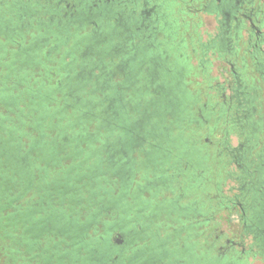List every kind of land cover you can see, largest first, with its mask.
<instances>
[{
  "label": "flooded vegetation",
  "instance_id": "flooded-vegetation-1",
  "mask_svg": "<svg viewBox=\"0 0 264 264\" xmlns=\"http://www.w3.org/2000/svg\"><path fill=\"white\" fill-rule=\"evenodd\" d=\"M3 4L5 6H2ZM17 7L21 8L22 12L17 13ZM183 12L190 15L193 20H197L200 16H209L207 23L215 25V32L210 35L207 41L201 43L204 55L202 61L205 63L206 55L211 52L229 66L228 70L225 66L220 67L221 74L226 77L225 83L232 90L229 102L231 103L230 108L233 110L231 111L232 117H230L233 124L230 125L228 131L230 132L234 125L239 128V133L238 131L237 133L241 138L243 133L245 134L238 146L230 147L225 144L224 155L229 156V159L239 167L244 182L241 186L243 190L240 197L234 196V204L228 203L224 211L227 212L230 223L233 212L240 215L239 224L243 228L241 239L244 240L246 235L251 238L249 247L243 245L245 249L253 250L257 246L264 248V0H0V18H5L3 22H7V28L11 29L13 33H18V28L25 31V28L28 27L27 30L35 31V27H38L39 35L33 33L29 36V50L36 47L38 44L36 41H46L50 38L51 30L49 29L53 25L57 24L66 28L76 24V29H83L81 38L87 41L85 51L87 50L92 55L90 60L84 58L78 63L80 71L82 73L86 71L87 67H84L86 64H89L94 70L100 68V71H94L98 74L97 81H99L100 75L102 76L105 72L108 75L124 71V81L117 84L122 88H127L128 91L133 89L137 92L141 91L140 99H135L132 95L120 94V99L122 100V97L125 99V105L134 104L133 107H136L135 105L139 104L141 108L137 121L133 124L130 123V127L128 126L129 136L120 135L118 139L113 136L109 138L108 151L110 153L104 155L103 159L111 164L110 162H113L112 159L115 158L109 155L114 151L121 155L123 147L126 149L127 145V154H122L123 161L119 164L120 168L124 169L127 190L126 193L122 192V195L120 188L115 190L117 192L114 190L112 192L118 196L121 195V198H124L125 195L126 199L125 220L123 221L125 226L123 229L117 230L115 238L113 237L115 246L122 248L124 257L120 258L119 254L115 258L109 256L105 260L103 257L102 264H120L125 261L126 257L128 262L124 264L212 263L209 256L212 245L199 252L198 242L188 240L187 236L182 243L175 241L172 244L173 247L171 245L167 248V241L163 239L161 241L166 242L162 246L163 248L150 252V255L155 254L154 258H143L147 249L142 250L136 239L142 237L139 236L141 233L146 235L148 227L133 225L131 219L127 218V215H130V210L137 203L136 201L143 209L148 208L152 202L153 194L163 186L169 189L168 186L170 187L171 182L176 180L180 173L178 170L176 173L161 170L159 175L144 184L142 179L132 180L131 178L138 170L140 164L138 160L141 162L148 159L155 167L165 159L177 161L183 155L192 154L197 155V161H202L204 168L208 169L209 167V151L195 145L183 151L176 146L185 140L182 136L181 126L184 121H189L194 102V96L187 87L186 80L191 76L194 68L190 55L183 50L185 47L183 41H177L175 38L179 15L184 17ZM15 16H18V19H15ZM42 26H46V29H42ZM191 45H194L193 42ZM21 47L22 45H20ZM95 57L96 59H94ZM229 70L230 74L227 77L226 71ZM106 85L108 88L114 85L112 77H109ZM110 99L109 117L112 125V119L122 116V113L121 108L117 107L115 103L119 97L111 96ZM128 118L129 115L125 120L127 121ZM3 124L0 123V127ZM41 128H38L37 136L41 132L44 133ZM121 144L122 146H120ZM140 147L141 154L137 156L135 152ZM44 150L45 148L34 150L36 154L31 156L32 162H39L42 157L40 151L47 153ZM222 165L224 166V164ZM231 170L227 168L226 173L231 176L235 175ZM186 172L188 171L184 170V174ZM117 180L118 175L110 178L112 185ZM62 181L64 182V180ZM33 183L34 181H32ZM152 186L156 187L150 191ZM40 187L38 185V197L30 200L33 201L31 204L35 210L39 211L37 208L44 211L53 210L54 213L51 217L54 218V221L59 216L62 219L63 217L58 211L65 210L64 196L58 193H56V197L51 193H48V196L45 192L51 188H44V185L43 190ZM80 189L81 187L78 188V191ZM173 192L175 190L171 195L166 194L165 199L158 203L155 215L176 212L189 215V211L194 214L196 210L202 208V203L192 206L189 203L181 202L180 198L183 194L181 193L180 198H177ZM146 193L148 194L143 197ZM42 196L47 197L46 201L48 200V202H44V204L43 201L38 202ZM168 196L172 199L169 200ZM76 197L83 199L82 195ZM77 202L74 204L79 205ZM49 203L52 206H49ZM140 209L138 207L136 211L140 212ZM97 210L98 208L93 212ZM98 215L93 217L86 226H91L96 222ZM84 218L85 216L81 215L80 220L84 222ZM200 222L191 221L174 227L176 239L183 233L193 236L192 228L195 224L199 226ZM71 243L73 242L65 244L54 242L52 254L47 257L48 259L44 263L72 264L73 258L65 252L72 249L75 251L79 248L74 247L76 243ZM229 243L233 245L238 241L231 238ZM99 245L101 246V244ZM105 246L107 245L105 244ZM136 247H138L137 250H135ZM110 248L113 247L110 246ZM236 252L234 251V253ZM106 253L112 255L110 250ZM234 253L229 256V259L223 258L221 253L220 256L215 257L212 264H241V259L237 255L234 257ZM78 254L80 256L81 251ZM169 255L174 256V259H170ZM79 263L77 262V264Z\"/></svg>",
  "mask_w": 264,
  "mask_h": 264
},
{
  "label": "rangeland",
  "instance_id": "rangeland-1",
  "mask_svg": "<svg viewBox=\"0 0 264 264\" xmlns=\"http://www.w3.org/2000/svg\"><path fill=\"white\" fill-rule=\"evenodd\" d=\"M16 11L19 13L22 12V9L17 7ZM182 14L184 17L179 15L175 38L177 41H183L185 45L183 50L190 55L194 68L191 76L186 79L187 87L191 91L192 96H194V102L191 107L189 121H184L181 126L182 136L185 140L176 146L183 151L188 150L192 145L209 151V167L208 169L204 168L202 161H197V155L192 154L188 156L183 155L177 161L165 159L155 167L148 159L140 162L143 171L137 178H141L142 183L145 184L151 181L154 176L159 175L161 170L168 171L169 173H176L178 170L180 173L177 179L172 182L175 186L176 195L180 196L182 193V200L192 206L202 203V208L196 210L194 214L191 213L192 211H189V215L182 212L155 215L156 211L150 208V206L146 208L143 216L148 219L153 217L150 223L151 226L148 227L151 235H147L149 233L147 231L146 241L148 245L151 243L152 232L154 230L159 231V236L162 238L167 231L173 230L176 226L191 221H201L195 231L196 235L192 236L183 233L178 236L176 241L182 243L188 237V240L198 242L199 252L212 245L211 255H209L212 263L215 257L220 256L221 253L223 258L229 259V256L234 251H237L233 256L237 255L241 259V264H264L263 247L257 246L253 250L243 247V245L249 247L251 238L246 235L244 240L241 239L243 228L239 224L240 215L233 212L230 217L232 219L230 223L227 218V212L224 211L228 203L233 205L234 198L236 196L240 197L243 190L241 186L244 182L239 167H237L233 160L229 159V156L224 155L225 144L230 147H236L244 139L243 136L245 135L243 133L241 138L238 135L239 128L234 125V127L232 126L233 129L230 132L228 131L230 125L233 124L230 119L232 117L231 111L233 110L230 108L231 103L229 102V95L232 93V90L225 83L226 77L221 74L220 67L225 66L228 70L229 66L216 58L215 54L211 52H208L206 55L207 61L205 63L202 61L204 55L201 43L207 41L210 35L215 32V25L207 23V18L210 17L200 16L197 20H193L190 15L184 12ZM197 21L201 23L198 24ZM35 34L39 35L38 32ZM191 42H193V46ZM71 45L72 43H69L61 51L50 47L47 48L41 54L45 65L41 63L32 65L21 64L18 59L19 54H17V61L14 62L12 69L8 64L12 55L9 52L5 55L4 60L0 62V74L6 80L5 82L2 81L0 85V91L2 92L0 94V123L6 124L8 122L17 127V129L30 130L32 136L35 137L38 135L37 129L43 126L41 121L43 120L45 121V129L49 131L51 122V119L47 118L49 114L45 115L46 120H39L41 114L39 110L40 105L48 100L50 95L47 96V94L51 93V97L55 100L47 101L49 106H47L48 108L43 107V110H54L59 105L63 108L62 104L64 102L61 99V92L55 89L62 86L61 83L64 78L62 76H70L72 70L76 67H72L70 62L78 61V56L84 58L89 54L87 50L85 51L86 48L84 49V47H80L75 52L72 50ZM193 48H195V51H193ZM216 54L219 55L218 53ZM226 72L228 77L230 70ZM45 73L59 76L61 83L55 86V83L50 84L45 81ZM25 77H29L30 80L28 82L27 80L25 81ZM36 90L37 94L33 95L32 103H30L29 95L32 91L35 92ZM90 92V85L82 87L83 98L88 97ZM223 94H225V97H223ZM40 95H45V97H39ZM9 101L10 105H8ZM225 102L227 103L225 104ZM54 112L55 110L51 112L53 113L52 116H54ZM68 115L67 118L62 116L55 119V125L59 124L60 128L65 127L67 129V123L70 121L74 122L76 117H78L74 112H70ZM71 122L68 125H71ZM83 129L87 131L89 128L85 125ZM91 129L95 130V127L92 126ZM219 162L224 164V166ZM227 168L232 169L231 171L235 175L231 176L227 174ZM184 170L188 172L184 174ZM101 184L102 186L109 187L112 191H115L118 187V183L112 185L105 180L101 181ZM94 188L96 193L91 195V199L89 200L90 193L88 188H81L80 195L83 196V201L79 202L78 210H80L82 216L97 209L99 196L104 192V189L100 185ZM114 207L116 206H113V209L107 210V214L103 209L100 211L97 221L94 222L98 224L99 228H105L108 223L116 221L119 216L121 217L122 209ZM144 222L146 223V221ZM7 230L0 231V264H45L44 261L52 254L51 250L54 247L52 236L42 237L39 245H36L37 241L34 247H30L27 242H23L24 240L19 241L18 238H16L17 240H11ZM231 238L237 239L238 243L231 245L229 243V239ZM121 241L119 242L120 244L122 243ZM112 256L116 257L117 254L114 253Z\"/></svg>",
  "mask_w": 264,
  "mask_h": 264
},
{
  "label": "trees",
  "instance_id": "trees-1",
  "mask_svg": "<svg viewBox=\"0 0 264 264\" xmlns=\"http://www.w3.org/2000/svg\"><path fill=\"white\" fill-rule=\"evenodd\" d=\"M2 6H5V4H3ZM3 19L5 18H0V62H2L5 58V55L9 52L11 53V60L8 62V64L11 66V68L13 69V64L14 62L17 61V54H19V62L21 64H25V65H32L35 63H41L42 65L44 64L42 61V53H44V51H46L47 48H52L54 50H58L61 51L62 49L66 48L69 43H72V50H74L76 52L77 49H79L80 47L84 49L86 48V39H82L81 38V33L83 32V29L79 30L76 29V24L71 25L70 27H62L59 26L57 24L53 25L49 30H51V35L50 38L46 39V41H36L38 44L36 45L35 48L29 50V36L33 33L38 32V27H35V31H33L32 29L27 30L28 27L25 28V31H21L19 28L17 29L18 33H13L11 29L7 28V22H3ZM15 19H18V16H15ZM90 28V27H89ZM42 29H46V26H42ZM43 31V30H40ZM35 42V43H36ZM20 45H22V47L20 48ZM28 52H30L31 54H29ZM87 60H90L92 58L91 54H88L87 57H84ZM82 56H78V61H72L70 62L72 67H75L72 70V73L70 74V77L67 78L66 75H63V82L61 83L59 80V76H55L52 75L51 73H45L46 78L45 81L49 82L50 84H54L55 86L58 85L59 83L62 84V86L57 87L55 90L60 91L61 92V99L64 102L63 108H65L64 110L62 106L59 105V107H57L54 112V116H52L54 110H48L45 111L43 110L45 108H48L47 106H49L48 102L50 101H54L55 99H53L51 96L52 94L48 93L47 96L50 95V97L48 98V102H43L42 105H40V116H39V120L40 119H45V115H48V119H51L50 125H49V131L48 129H45V121L41 120L43 123L42 126V130L45 133L46 137L49 138L48 141V145H52V149L54 150L56 148L57 153V158L54 159L50 165H46V163H35L37 166H41L42 167H46V170H43L41 173H39V170L36 168H34V175L32 177V181H34V183L29 187V189L22 195H18V192H16L15 188V184H13L14 182V178L16 179L19 175V173H15L14 175L12 174V170H7L6 169V165L9 164L8 162H4V155L1 154L0 152V174H2V177H0V181H1V186L0 187V202H1V206H0V231H4L5 229L8 232V236L10 237L11 240H15L16 238L19 239V241L24 240V243H28V245L30 247H34L35 246V242L38 241V243H40L39 241L42 239V237H46V236H52V240L55 243H59V244H65L66 242H72L76 243L74 244L75 246L81 245L82 247L79 248L78 250L72 251V250H68L65 252L67 255H69L70 257H72L73 261H71L72 264H77V262L79 264H83L84 261L87 262V264H102L103 262L101 261L102 258V253L104 252L103 248L106 247L105 244L107 245L108 248L113 247L112 249L115 250V254H119L120 258L124 257V253H122V248L121 247H116L115 246V241L113 239L115 232L119 229H123L122 227V222L125 220V216H124V208H125V195L124 198L119 199V202L116 205H112V206H106L103 207L101 209L105 210L104 212L107 214V210L113 209V206L119 207L122 209V213H121V220L119 222L118 225H116L115 228H113L112 230H107L105 228H99L97 223H93L91 226H86L85 227V231H80L79 228L76 229V232L74 233V236L71 237L69 236L70 233H73V227H70V225H68L67 220L70 218L71 215H73V217L75 218V220L78 223H83L80 218H81V214L80 210H78L79 205L74 204L75 198H71V195L73 196H78L80 195V191L81 189L78 191V185L76 184L75 187H72V185L74 184V181H76L78 178H74L69 182H66L68 187H66L63 183L62 185H60L61 187L63 186V188H58L57 192L60 195L64 196L63 199V204H64V211H58L59 214L64 215L65 217L61 219V217L59 216L58 219L55 221V223L52 222H47V211H44L41 208H37L38 210H35L34 206L31 204L33 201H30L33 198H37V190L38 189V185L40 186V184H44L46 186L49 185V183L51 181H53L52 179H54L55 175H57V173H59L62 168H66L68 166L69 163L72 164H78V169L79 170H83L85 168V166L90 165V163H92L94 161V159L97 157V155L99 154H104V155H108L110 152L108 151L109 148V143H110V139L112 136L116 137L117 139L119 138L120 135L122 136H129L128 135V126L130 127V123L133 124L135 121H137L138 119V113H139V109L141 108V105L136 104V107H133V105H129L126 104L125 105V99L124 97H122V100L120 99L122 95L128 94V95H132L133 97H135V99H140V97L142 96L141 91L137 92V90L133 89V90H127V88H122V86H120L119 84H117L120 81H124L123 78L125 76L124 71H118L116 72V74H108L105 72L102 74V76L100 75L99 77V81H98V85L99 88L96 92L91 91L88 97H85L83 99H80L79 101H77V97H75V93H73V95L66 93L68 91V88L71 86V81L75 82V84H79L81 87H84L86 85H90L89 83V75L86 74V78L82 79L81 76L79 77V79H76V77H74L73 75L78 74V71H80V66L78 65V63H80L82 61V59H84ZM96 59V57L94 58ZM107 60H109L108 58H106ZM80 61V62H79ZM45 65V64H44ZM100 71V68H96L95 72ZM10 76V75H9ZM109 77H112V83H114V85L111 88H108L106 85V81H108ZM25 81L27 80V82L30 80L29 77H25ZM7 79V78H6ZM5 82V78L3 76H1L0 74V85L1 83ZM1 90V88H0ZM28 91V90H26ZM33 92V93H32ZM31 94L29 95V102L32 103V98L34 97L33 95L37 94V90L34 92L32 91ZM2 92L0 91V94ZM151 94V93H150ZM45 97V95H40L39 97ZM111 96H117L119 97V99L115 102L117 107L119 106L120 111L122 113V116L119 115V113L117 112V114L120 117H116L115 119H112V125L110 123V117L109 114L111 112V110L109 109V105L111 102L110 97ZM99 99H101L103 104L97 105L95 107V102H97ZM7 101V100H6ZM8 102V101H7ZM47 103V105H46ZM10 105V101L9 104ZM50 108V107H49ZM136 108V109H135ZM70 112H74L77 114V116H80V120L77 119L74 122H71V125H66L67 127V133L69 134V132H74V134L79 135V133H82V136L79 137H74V139H71L72 141L69 143V147L74 148L73 150H71V153L67 156H65L64 158L62 157V159H60V156H63V152L64 149L62 147V144L66 142V140L64 138L59 137L57 140H54V143H51L53 136H55L57 130L60 128L59 124L55 125V119L60 118L62 116H65L66 118L69 116L68 114ZM82 113V114H81ZM128 120L126 121L125 118L128 117ZM70 119V118H68ZM133 121V122H132ZM97 123H101L103 124L102 128L100 129V133H94L96 130L91 129L92 126L95 127V125ZM88 126V130L84 131L85 129L84 126ZM64 128V127H63ZM38 130V129H37ZM110 133H113L112 135ZM75 135V136H76ZM3 137H7L9 139V141L11 143H13L14 146H21L24 145V143L27 142L28 139H31L32 137V133L30 132V130L26 131V130H22L21 128L17 129V127H14L13 124L11 123H6L1 125L0 127V141L3 139ZM2 138V139H1ZM8 140H5V143H7ZM78 144V145H77ZM55 146V147H53ZM122 146V144L120 145ZM47 147V145H46ZM127 149V145L125 146ZM97 148H101V152L99 151V153H95V151H97ZM124 149L123 147V152L122 154L126 155L127 154V150ZM140 148L136 149V155L139 156L141 154L140 152ZM94 150V151H92ZM0 151H1V147H0ZM74 152V153H72ZM87 152H91V155L87 158L86 157V153ZM109 152V153H108ZM121 154V155H122ZM48 156L50 157V154H48ZM72 156H78L74 161H71V157ZM138 158V157H137ZM106 159V157H105ZM109 160V159H107ZM106 160V161H107ZM104 163L107 164V162L104 161ZM138 163L139 160H138ZM143 171L142 167H141V163L139 164L138 170L136 171V173L131 177L132 180L135 179H139L137 178L141 172ZM40 175V176H39ZM9 178V180L7 179ZM12 178V179H11ZM98 178L101 179L102 181H108L110 182V178H107L105 174H99ZM118 179H120V177L118 176ZM141 179V178H140ZM124 180H126V178L124 177ZM13 184V185H12ZM37 184V185H36ZM12 185V186H10ZM162 186V185H161ZM9 187V188H8ZM42 187V186H41ZM40 187V188H41ZM156 186H152L150 188V191H152ZM11 188V189H10ZM45 188V187H44ZM53 188V189H52ZM51 190H48V192H45L48 196V193H51V191L55 190V187H52ZM83 188V187H81ZM169 189H167L166 186H163L162 188H160V190H157L153 196H152V202L150 204V208H152L154 211H157V205L159 202H161L163 199H165V195L169 194L171 195L172 191L175 190V186L172 184L170 187L168 186ZM6 189V191H5ZM43 189V187H42ZM60 189V190H59ZM44 190V189H43ZM76 190V191H75ZM123 192L126 193L125 191L127 190L125 185L123 187ZM15 192L14 194H12V196L10 195L9 192ZM56 192V190H55ZM54 192V197L57 196V194ZM169 192V193H168ZM111 194V193H110ZM148 193H146L145 195H143V197H145ZM173 194H176V191L173 192ZM11 196L10 200L8 202H4V200H7L9 198L6 199V196ZM132 195V194H130ZM134 195V194H133ZM70 197V198H69ZM177 198H180L179 196H176ZM168 199L171 200L172 198H170L168 196ZM181 202H184V200H182V198H180ZM30 202V203H29ZM137 203L135 204L134 208L131 209L130 211V215H127V218L131 219V224L136 225V226H147L150 227V223L153 220V217L145 218L143 216V213L145 212V209H143V207L140 206V203L138 201H136ZM66 203V204H65ZM44 204V202H43ZM68 204V205H67ZM49 206H52L51 203L48 204ZM20 206V207H19ZM114 207V208H116ZM140 209V212H137L136 209ZM17 208L21 211H25V212H29L31 211L32 213V219L31 220H26V217L23 218H19V217H15L16 216V212H17ZM25 208H28L26 210H24ZM41 210V211H40ZM139 211V210H138ZM64 212V213H63ZM79 214V215H78ZM233 214V213H232ZM80 216V217H79ZM36 218H42L41 219V224L39 226H32V228H34L35 231H26V229L29 227L30 223L32 221H34ZM146 221V223L144 222ZM65 223V224H64ZM67 223V224H66ZM46 225V226H45ZM39 227V228H38ZM69 228H71V230H69ZM198 228L197 224H195V226L192 228L193 231V235H196L195 231ZM149 232V231H148ZM77 234H79V236H76ZM147 234V233H146ZM147 235H151L150 232ZM147 235L144 234H140L139 236L142 237H138L137 242L138 246L144 250L147 249L146 252H144V257H151L154 258L155 254H151L150 252L152 250H157L158 249H162L164 243L161 240L165 239L167 241V246H171L172 244H174V242L176 241V237L174 235V231L170 230L167 231L166 234L164 235V237H160L159 235V231L154 230L152 232V241L151 243L148 245L146 239H147ZM17 240V239H16ZM114 243V244H113ZM99 244H101V247H98ZM98 247V248H97ZM165 247V246H164ZM173 247V245L171 246ZM30 249V248H29ZM75 249V248H74ZM138 247L135 248V250H137ZM81 251V255L79 256V252ZM60 251V250H59ZM61 253V251H60ZM134 255L136 254L133 253ZM113 255V254H112ZM112 255H104V260ZM170 259H174V256L169 255L168 256ZM79 258V259H78ZM115 258V257H114ZM48 259V258H47ZM123 259V258H122ZM103 260V261H104ZM118 261V260H117ZM116 261V262H117ZM125 262H128V258H125L124 262H121L120 264H124ZM105 263V261H104ZM60 264H64V263H60ZM119 264V263H118Z\"/></svg>",
  "mask_w": 264,
  "mask_h": 264
},
{
  "label": "water",
  "instance_id": "water-1",
  "mask_svg": "<svg viewBox=\"0 0 264 264\" xmlns=\"http://www.w3.org/2000/svg\"><path fill=\"white\" fill-rule=\"evenodd\" d=\"M87 67L86 71L84 73H82L81 71H78V74L73 75L74 77H76V79H79V77L81 76L82 79L86 78V74L89 75V83H90V89L93 92H96L99 88V85L97 84V77L98 74H96L94 71V69L92 67H90L89 64H86ZM89 68V69H88ZM70 76H67V78H69ZM69 93L71 95H73V93H75V97H77V101H79L80 99H83V94H82V87L79 84H75V82L71 81V86L68 88V91L65 92ZM102 100L99 99L97 102H95V107L97 105L103 104L101 102ZM77 119H80V116L77 117ZM2 123V122H1ZM70 123V122H68ZM67 123V124H68ZM3 124V123H2ZM103 124L101 123H97L95 125V132L99 134L100 133V129L102 128ZM67 129L64 127H61L57 130L55 136H53V139L51 141V143H54V140H57L59 137L64 138L66 140L65 143L62 144V147L64 149L63 152V156H60V159H62V157L64 158L65 156L69 155L71 153V150H73L74 148L69 147V143L72 141L71 139H74V137H79L82 136V133H79V135L74 134V132H69V134L67 133ZM76 135V136H75ZM2 139V138H1ZM5 140H8L7 143H5ZM49 138L46 137V135L44 133H40L39 136H35L32 137L31 139H28L26 143H24V145H19V146H14L13 143H11L9 141V139L7 137H3V139L0 141V147H1V154L4 155V162H8L9 164L6 165V169L7 170H12V174L14 175L15 173H19L20 176H18L16 179L14 178V183L16 188V192H18V195H22L24 194L29 187L32 185V177L34 175V168H36V164L34 163V161L32 162L31 156L34 155V153L36 154V152H34V150H36L37 148H39V150L45 148V152L50 154V157L48 156L47 153L41 152V160L39 161V163H46V165H50L51 162L57 158V151L56 149H52V145H48V141ZM47 145V147H46ZM78 145V144H77ZM55 147V146H53ZM94 151V150H92ZM99 151L101 152V148H99L97 151H95V153H99ZM74 153V152H72ZM91 155V152H87L86 153V157L88 158ZM112 155V156H111ZM109 156L114 157L115 159L110 162L111 164H106L104 163L103 159H104V154H99L97 155V157L94 159V161L92 163H90V165L85 166V168L83 170H79L78 169V164H72L69 163L68 166L66 168H62V170L57 173V175H55L54 179H52L53 181H51L49 183L48 186L45 185V188L49 187H55L54 191H51V194L58 193L57 190L58 188H60L63 183L69 182L74 178H78L76 180V182L72 185V187H75V185L77 184L78 187H86L89 190V197L88 200L91 199V195H93L95 192V186L100 185L103 189L104 192L100 194L99 196V201H98V210L96 212H88L87 215H85V221L83 223H78L75 218L73 217V215L70 216V218L67 220L68 225H70V227H73V233H70L69 236L73 237L74 233L76 232V229L79 228L80 231H84V228L86 227V225L92 220L93 217H96L97 214L100 213V211L102 210L101 208L109 206L111 204L116 205L119 198H121L122 192H123V187L125 185V180H124V169L120 168L121 162L123 161V155H119L118 152L114 151L112 154H110ZM78 156H72L71 157V161H74ZM43 164V163H42ZM37 169L39 170V173H41L43 170H46V167H42L41 166H37ZM122 173V174H121ZM99 174H105L106 177L108 178H112L113 176H119L121 180H117L115 181V183H118V187L116 189H121V195L118 196L116 195V193H112L113 191L111 189H109V187L107 186H102L101 184V179L98 178ZM0 177H2V174H0ZM9 180V178H7ZM12 179V178H11ZM64 180V182L62 181ZM1 183V181H0ZM12 184V185H13ZM110 184H112L110 182ZM10 185V186H12ZM66 187H68L67 183L64 184ZM40 186H44V184H40ZM0 187L1 184H0ZM9 188V187H8ZM11 189V188H10ZM53 189V188H52ZM60 190V189H59ZM6 191V189H5ZM1 192V191H0ZM117 192V191H115ZM10 195L12 196V194H14L15 192H9ZM111 193V194H110ZM99 195V193H97ZM11 196H6L7 200H4V202H8L11 198ZM47 197H40L38 199V202H48V200L46 201ZM71 198H75V201L78 202H82L83 199H77V197H73L71 196ZM30 203V202H29ZM1 202H0V206H1ZM20 207V206H19ZM20 209V208H19ZM17 208V214H16V218H23L26 217V220H31L32 219V213L31 211L29 212H25L23 210H19ZM28 208H25L24 210H26ZM95 211V210H93ZM53 210L47 211V222H52L55 223L54 218H52L51 216L53 215ZM96 213V214H95ZM63 218L65 217L64 215H61ZM41 219L42 218H36L34 221H32L29 225V227L26 229V231H30L34 228H32V226H39L41 224ZM122 221L121 217L119 216L118 219H116V221L108 223L107 226L105 227V229L107 230H112L113 228L116 227V225L119 224V222ZM122 227L125 226L124 222H122ZM65 224V223H64ZM67 224V223H66ZM46 226V225H45ZM69 230H71V228H69ZM76 236H79V234H77ZM73 242V241H72ZM73 244V243H71ZM81 245L75 246V248H81ZM98 247H101L100 245ZM104 252L102 253V258L105 257L107 255L106 252H108V250H110V253L113 254L115 252L114 249L112 248H108L107 246L103 248ZM105 255V256H104ZM109 255V254H108ZM117 256H119L117 254ZM108 259V258H106ZM83 264H87V262H83Z\"/></svg>",
  "mask_w": 264,
  "mask_h": 264
}]
</instances>
